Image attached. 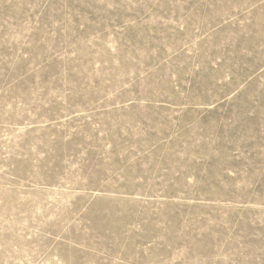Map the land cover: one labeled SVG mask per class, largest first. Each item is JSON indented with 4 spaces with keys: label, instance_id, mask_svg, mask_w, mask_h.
Wrapping results in <instances>:
<instances>
[{
    "label": "rangeland",
    "instance_id": "rangeland-1",
    "mask_svg": "<svg viewBox=\"0 0 264 264\" xmlns=\"http://www.w3.org/2000/svg\"><path fill=\"white\" fill-rule=\"evenodd\" d=\"M0 264H264V0H0Z\"/></svg>",
    "mask_w": 264,
    "mask_h": 264
}]
</instances>
